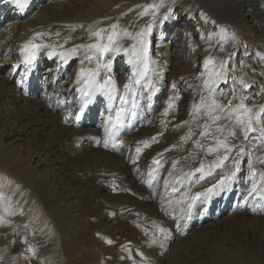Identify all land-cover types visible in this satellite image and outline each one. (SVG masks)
Segmentation results:
<instances>
[{
  "label": "bare ground",
  "instance_id": "6f19581e",
  "mask_svg": "<svg viewBox=\"0 0 264 264\" xmlns=\"http://www.w3.org/2000/svg\"><path fill=\"white\" fill-rule=\"evenodd\" d=\"M189 2L0 0V264H264V0Z\"/></svg>",
  "mask_w": 264,
  "mask_h": 264
},
{
  "label": "snow or ice",
  "instance_id": "6c2138e0",
  "mask_svg": "<svg viewBox=\"0 0 264 264\" xmlns=\"http://www.w3.org/2000/svg\"><path fill=\"white\" fill-rule=\"evenodd\" d=\"M29 0H14V3L21 9H23L24 7L27 6ZM115 25L113 26V28L115 29ZM148 31H151V27H149ZM57 35H59V33H57ZM97 36L100 35V33H96ZM116 35L115 32H113V36ZM113 36H109L108 37V41L109 43L107 45H100V44H97V45H90L88 47H91V48H97L100 50V54L102 55L103 53H106L108 51H119V49H116V48H112V44H113ZM141 36H143V34H141ZM141 43V49H140V53L139 55L143 57V60H144V63H145V68L147 67V43L146 41H144L143 39H141L140 41ZM29 45H25V48H28ZM32 47H39V45H32ZM83 47V46H82ZM76 51V49H72V52L74 53ZM55 53L53 52H50L49 53V56L51 55H54ZM62 58L64 57V54L63 53H60L59 54ZM92 59H95V57H89V62L92 61ZM103 67L107 70V72H110L111 71V66L108 65V64H105L103 65ZM99 68H100V64L99 62L97 61V69L96 70H93V69H88L87 70V73H85V70H81V76L84 77V83L86 84L87 88L89 90L91 89H95L96 91H104L105 93H111L115 90V81L107 75V72L105 73L103 79L101 80L100 79V71H99ZM140 76L141 78H143V73H140ZM77 83H80V80H77ZM136 83H140V80H137ZM241 83L243 84L244 82L241 81ZM145 88H149V89H153L154 91H159L158 88L155 87V85L152 83V81H148L145 85H144ZM245 87H247V85H245ZM173 105L171 103H169V108H171ZM222 106L219 105L217 103V101L215 99L212 100L211 102V107L209 108V112H208V115L209 117L213 120V122L215 123L216 121L220 120L221 119V116L219 115H216V116H212V112L213 111H216L217 109L221 108ZM241 108L244 107V105L241 103L240 105ZM245 112H248L250 111L249 109H244ZM262 111H264V109H262ZM165 114H167V112H165ZM117 116H119V113H117ZM238 119V123H242L243 121H241L239 118ZM248 129H251L253 131H255L254 128H252V118L249 117L248 119V122H247V127L245 128V138H247V131ZM217 131H222L221 128H217ZM260 133H261V136H264V128L260 129ZM205 135H207V131H205L204 133ZM231 135H235L234 132L230 133ZM107 147V145H105ZM221 146L225 148L226 151H230L228 145L224 142H221ZM141 151V149H137V152L139 153ZM211 151V149H210ZM224 159H227V156L224 157ZM155 163V161H154ZM221 184L224 183V180H221L220 181ZM215 187V186H214ZM256 190V185L254 184L253 185V191ZM208 193H211L212 192V189L209 188L206 190ZM201 195H204V193H197L196 194V197H193V199L201 196ZM109 243H111V241H108Z\"/></svg>",
  "mask_w": 264,
  "mask_h": 264
},
{
  "label": "rangeland",
  "instance_id": "374dc122",
  "mask_svg": "<svg viewBox=\"0 0 264 264\" xmlns=\"http://www.w3.org/2000/svg\"><path fill=\"white\" fill-rule=\"evenodd\" d=\"M171 1H173V2H182L183 6L188 5L190 3L189 0H171ZM256 31L257 30L255 28H252L251 29V28H249V26H247L245 28L244 33H242V35L245 36V39L247 40L246 41L247 43H250L252 45H254L256 43V41L258 39L257 38V32ZM248 75L250 77H254L255 76V74L253 72H249ZM262 112L264 113V111H262ZM26 224H27V222H25V221L23 222V221H20L19 220L17 222V226H19L21 230L25 229ZM6 235H7V237H8L9 240H12V236H11L10 232L7 231L6 232ZM13 243H14V241L12 243H10V244H13ZM30 248H31V253H32V254L31 253L30 254H31V256L33 258H35L36 257V254H35L36 251H35V249L32 246H30ZM40 255H41V253H40ZM253 259H254V255L249 254L248 256H246V260L249 262L248 264L253 263L252 262ZM28 262L30 264V257L28 258Z\"/></svg>",
  "mask_w": 264,
  "mask_h": 264
}]
</instances>
